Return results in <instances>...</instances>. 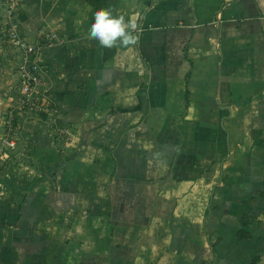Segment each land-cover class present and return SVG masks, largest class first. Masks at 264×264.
Segmentation results:
<instances>
[{
  "label": "crops",
  "instance_id": "crops-1",
  "mask_svg": "<svg viewBox=\"0 0 264 264\" xmlns=\"http://www.w3.org/2000/svg\"><path fill=\"white\" fill-rule=\"evenodd\" d=\"M23 2L61 111L15 112L0 25V264H264V0ZM101 8L139 42L89 39Z\"/></svg>",
  "mask_w": 264,
  "mask_h": 264
},
{
  "label": "built area",
  "instance_id": "built-area-1",
  "mask_svg": "<svg viewBox=\"0 0 264 264\" xmlns=\"http://www.w3.org/2000/svg\"><path fill=\"white\" fill-rule=\"evenodd\" d=\"M23 0H0V25L3 43L14 53L18 60L21 96L16 100L15 112L28 116L43 117L56 125L60 106L46 94L43 66L40 53L45 46L63 43L65 38L54 30L38 32L37 38L31 41L21 29L20 9ZM15 116L11 114V118ZM11 124L9 125V127ZM1 151L15 148L16 141L8 134L1 141Z\"/></svg>",
  "mask_w": 264,
  "mask_h": 264
},
{
  "label": "clouds",
  "instance_id": "clouds-1",
  "mask_svg": "<svg viewBox=\"0 0 264 264\" xmlns=\"http://www.w3.org/2000/svg\"><path fill=\"white\" fill-rule=\"evenodd\" d=\"M139 32L138 20L117 14L111 8H101L95 12L88 37L104 48H126L139 42Z\"/></svg>",
  "mask_w": 264,
  "mask_h": 264
},
{
  "label": "trees",
  "instance_id": "trees-1",
  "mask_svg": "<svg viewBox=\"0 0 264 264\" xmlns=\"http://www.w3.org/2000/svg\"><path fill=\"white\" fill-rule=\"evenodd\" d=\"M45 118V116H43Z\"/></svg>",
  "mask_w": 264,
  "mask_h": 264
}]
</instances>
